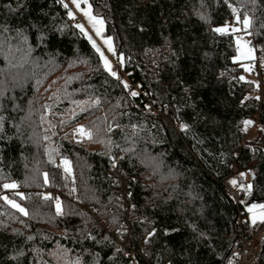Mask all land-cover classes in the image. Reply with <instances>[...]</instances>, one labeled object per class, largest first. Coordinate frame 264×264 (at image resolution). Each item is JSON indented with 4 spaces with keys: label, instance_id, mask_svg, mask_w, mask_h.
<instances>
[{
    "label": "trees",
    "instance_id": "obj_1",
    "mask_svg": "<svg viewBox=\"0 0 264 264\" xmlns=\"http://www.w3.org/2000/svg\"><path fill=\"white\" fill-rule=\"evenodd\" d=\"M88 1L128 78L61 0H0V264H228L241 209L264 227V70L245 80L216 29L248 17L264 67V0Z\"/></svg>",
    "mask_w": 264,
    "mask_h": 264
},
{
    "label": "built area",
    "instance_id": "obj_2",
    "mask_svg": "<svg viewBox=\"0 0 264 264\" xmlns=\"http://www.w3.org/2000/svg\"><path fill=\"white\" fill-rule=\"evenodd\" d=\"M61 2L64 5L70 6L69 0H61ZM72 22L75 25H81V24L85 25L87 29L90 32H92L91 28L88 26V24L86 23L83 17L79 15L74 16L72 18ZM107 55L111 62L112 70L117 72V74H122L123 76L128 78V73L122 68L117 53L108 52ZM257 58L258 60H260L261 56H258ZM263 70H264V67L262 66L258 68L256 67L255 73L256 74H258L259 72L261 73L263 72ZM130 84H131L132 92L138 93L136 97L138 96L145 97L147 95L146 91L143 88H141L139 84L137 83H130ZM255 92L259 93L260 88H257ZM147 107L149 111L155 114H158V115L164 114L162 107L157 105L153 100L147 101ZM182 127L183 126L181 124H177V128H182ZM120 180L121 179L118 178L117 182L118 181L121 182ZM233 180L236 181L235 184L232 183ZM250 182H251L250 177L245 179L239 174H234L226 180V183H225L226 192L230 196L231 199H233L237 204H240L241 203V188L244 185H247V184L249 185ZM127 188L129 190V186H127ZM45 192L53 196L54 200H56L58 197L56 193H51L48 190H45ZM118 193L121 194L120 191ZM246 219H247V215L245 211L241 209L239 213V220H238V224L240 225L239 230L241 234L240 242H239V246L236 248L232 257L230 258L228 264H256L257 260L261 256L262 239L264 237V227H262L259 231L255 232L254 234L248 236L245 234L244 227H243Z\"/></svg>",
    "mask_w": 264,
    "mask_h": 264
},
{
    "label": "rangeland",
    "instance_id": "obj_3",
    "mask_svg": "<svg viewBox=\"0 0 264 264\" xmlns=\"http://www.w3.org/2000/svg\"><path fill=\"white\" fill-rule=\"evenodd\" d=\"M70 7H71V15L74 16H81L84 18L88 26L91 28L92 32H90L85 25H82V29L85 31L88 38L90 37V41L93 44V41L95 42V48H99L101 53L102 61L104 63V57H107L108 61L110 62L107 53H116V47L114 45V41L111 37L105 36L103 34L104 29V20L102 17L95 15L92 11V7L88 0H79V7L77 6V3L74 2V0H69ZM90 13L91 17H95L96 20H93L88 15ZM98 20H103V24L96 23ZM248 20V17L243 18L242 20L239 18L238 13L234 14L232 23H229L228 25L220 27L221 29H225V31H228L231 27L233 31H239L235 34V44L237 48V55L235 57V60L242 63L244 66L245 72L243 75V78L248 81H254L256 82V74H255V59L257 57L256 48L250 43L248 40V33L245 31L248 27V25H245L244 21ZM97 28H100V33H97ZM244 30V31H242ZM111 38L112 47L115 49V51H112L109 49V45L105 43V41ZM119 58V57H118ZM120 60V58H119ZM111 64V62H110ZM126 84H128V81H124ZM66 170H70L69 163L66 164ZM250 216H251V222H255L257 220H263L264 219V206H258L251 208Z\"/></svg>",
    "mask_w": 264,
    "mask_h": 264
},
{
    "label": "snow or ice",
    "instance_id": "obj_4",
    "mask_svg": "<svg viewBox=\"0 0 264 264\" xmlns=\"http://www.w3.org/2000/svg\"><path fill=\"white\" fill-rule=\"evenodd\" d=\"M75 3H77V6L79 7V0H74ZM65 7H67V5H65ZM71 15V13H69ZM88 15L90 16V13H88ZM91 19L93 20H96L95 17H91ZM96 23H99V24H103V20H98L96 21ZM245 25H248L249 24V21L248 20H245L244 21ZM77 27H82L81 25H77ZM217 32H221V31H225V29H221V28H217L216 29ZM97 33L99 34L100 33V28H97ZM89 39H91L89 37ZM105 43H107L109 45V49L112 50V51H115V49L112 47V42H111V38H108ZM93 44L95 45V42L93 41ZM97 51H100L99 48H97ZM101 55H103L101 53ZM104 67L111 73L112 76H115L117 77V79H119L118 75H117V72L113 71L112 70V67H111V64L110 62L108 61L107 57H104ZM125 87H128V85L125 83ZM131 95L133 96H136L138 95V93L136 92H132ZM250 123V122H249ZM186 127V126H185ZM77 132H79L80 134L82 135H86L89 139L91 138V133L90 132H87L85 130V128L83 126H80L78 129H76ZM68 161H65V164H67ZM46 175V174H45ZM233 184L236 183V181H232ZM5 188H15L16 185L15 184H11V185H4ZM251 187V186H249ZM50 197H45V199H49ZM5 200H7L8 198L7 197H4ZM13 207L17 208L20 212H22L24 215H28V212L25 208L21 207L19 204H17L15 201H12V200H9L8 201ZM57 212H62V208H61V202L59 200H57ZM252 209L250 208L249 211H251Z\"/></svg>",
    "mask_w": 264,
    "mask_h": 264
}]
</instances>
